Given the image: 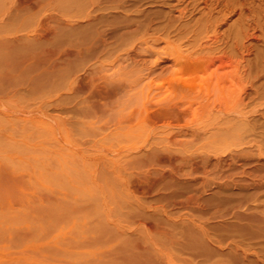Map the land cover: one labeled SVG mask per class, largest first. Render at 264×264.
<instances>
[{"label": "rangeland", "instance_id": "obj_1", "mask_svg": "<svg viewBox=\"0 0 264 264\" xmlns=\"http://www.w3.org/2000/svg\"><path fill=\"white\" fill-rule=\"evenodd\" d=\"M70 1L76 0H0V264L223 261L226 250L208 242L210 259L186 251L182 229L192 224L190 232L199 236L201 225L211 233L226 231L218 183L244 174L231 151L223 155L224 167L214 162L224 149L222 110L232 99L207 94L211 71L186 66L172 54L194 51L196 58L216 51L242 58L233 46L237 29L248 33L239 40L263 47L261 28L238 17L246 1L244 16L263 19L264 0ZM181 8L189 14L180 17ZM171 14L177 18L171 33L158 32L171 41L140 45L139 25L151 21L153 31ZM217 26L220 45L212 36ZM200 40L215 44L201 51L195 48ZM260 49L245 50V62ZM184 81L196 90L185 99L178 92ZM175 103L174 113L159 118ZM205 103L220 110H207ZM154 150L181 157L176 171L158 163ZM110 155L131 158L128 172L105 168L101 159ZM129 175L135 181L124 187L120 178ZM193 192L199 202L186 201Z\"/></svg>", "mask_w": 264, "mask_h": 264}, {"label": "bare ground", "instance_id": "obj_2", "mask_svg": "<svg viewBox=\"0 0 264 264\" xmlns=\"http://www.w3.org/2000/svg\"><path fill=\"white\" fill-rule=\"evenodd\" d=\"M78 1L80 2L81 0H78ZM85 1L88 2L87 0H84V3H85ZM89 1L92 2L91 0H89ZM103 1H105V0H103ZM178 1H185V0H178ZM205 1H208V0H205ZM68 2H69V0H67V3ZM75 2H73V3H75ZM108 2H111V1H108ZM125 2L127 3L128 1H125ZM191 2H193L194 5H196L197 2H199V1L198 0H192ZM77 3L78 2H76V5H77ZM82 3H83V0H82ZM82 3L80 2V5ZM189 3H190V0H189ZM232 3H234V1ZM259 3H263V2L260 1ZM106 4H108V3H106ZM225 4H226V6H228L229 3H225ZM85 5L87 6V4H85ZM89 5H90V3H89ZM114 5H116V4H114ZM186 5H187V3H186ZM243 5H244V7H241V9H240L241 11H239L241 15L238 18L245 17V19L244 18L243 19L244 20L248 19L247 22H250L248 24V26L253 25L254 28H256V27L261 28L260 32H262L261 35L263 36V42L262 41L261 42L264 45V17H263V19L258 18V17L256 19V17H255L256 13L250 14L249 12H248L249 14L247 17H246V15L244 16V14H245L244 10L247 8L246 7V1H244ZM106 7H108V6H106ZM186 7L187 6H185V8ZM223 7L225 8L224 4H223ZM248 7H250V6H248ZM258 7H262L261 4L258 5ZM258 7H254L255 10ZM98 8L101 9L103 7H98ZM175 8H176V6H175ZM185 8L179 9L180 10V17H184L185 15L189 14L185 10ZM104 9H105V7H104ZM253 9H250V10H253ZM261 9H258V10L260 11ZM131 10H132V8H131ZM134 10L137 11L138 9L136 8ZM171 10H172V8H171ZM231 10L238 12V7H233V9H231ZM225 12L227 13V11H224V13ZM253 12H255V11L253 10ZM260 12H262V11H260ZM260 12H258L257 14H259ZM90 13H91V11H90ZM167 13H170V12H167ZM263 14H264V12H263ZM134 15H136V14H134ZM140 16H142L141 13H140ZM104 17H106V16H104ZM260 17H262V16H260ZM93 18H95V17H93ZM169 18L170 19H169L168 23L163 24L162 27H154L153 31H150V29L152 28L151 21L145 23V25H143V23L140 24L139 29L143 30L142 35L139 37V42L141 43L140 45H143L145 48H155L156 43L159 42L161 39L166 40L167 42H170L171 41L170 35H168V37L166 38V37H162L160 34H158V32H160L161 30L165 31L166 29H168L167 34L171 33V31L169 30V28H170L169 26H171V28H172L173 26L171 24H174V23H171V22L176 21L177 18L174 17V15H172V14H171V17L169 15ZM213 20H214V18H213ZM242 22H243V20H242ZM243 23L245 24V22H243ZM241 26H242V24H241ZM243 26H245V25H243ZM201 28H200V30H201ZM217 28H218V26L215 28V32L212 35L215 38L213 40L214 42H217L220 39V37L222 36L220 31ZM234 29H233V31H236V27ZM202 30H203V28H202ZM237 30L238 31L236 32V36H237L238 40H234L235 42L233 43L234 44L233 46L235 47V49L237 48L236 54H238V51H239V53L242 54V58L241 57L237 58V59L233 58L234 57L233 55L235 53L233 55H231L228 52H225L223 55L221 54V56H220V54L215 55L216 53H213V52H216V51H213L210 53H208V52L207 53H203V52L201 53L199 51L200 53L197 54L196 58H194V56H195L193 54L194 51L191 54H187V55L183 52H178V53L173 52V54H172L173 57L176 59V61H179L180 63H183L186 66L194 65L199 70L201 69V70H210L211 71L210 75L213 76V80L211 79L213 85H212V87L210 86L207 88V94H212L214 92H216V94H217V92H222L223 94L228 95V99L229 98L232 99V100L230 99L232 101V103H230L231 101H229V103L226 105V108L224 107L223 110L221 109L224 112L225 116L223 114L222 115L226 118L223 122L224 128H222V126H221V128L223 130H225L223 132V134L221 133L222 134L221 142L224 143V149H222L221 152H217V154H216L217 157H216V160L214 162L216 164H219V165L221 164L224 167V165L226 163L225 162L226 159H225V157H223V155L226 154L227 152L231 151V152H233L231 155V157H232L231 160L235 161L236 165L242 164L243 168H242L241 173H244V174L243 175L240 174L241 176H239V177H241V178H239V177L237 178V176L235 177L233 175L234 173H231V175H227L228 177L226 179H224L218 183V185L222 189V190H220V192H222V193H220V198H221V202L223 203V206H224L223 209H224L225 213L223 215L226 216L225 222H227L226 225L224 224L225 227L223 224L222 225H223V229H226V231L223 230V233H220L217 231H212V233H211L208 228H206L200 224L201 225V227H200L201 231L199 232V234H200V236H199L195 232H190V231H192L191 230L192 224L186 225L187 229H186V226H184V229H182V232L184 233V236L186 238V241L185 242L183 241V243H182V247L186 251H189L192 254H195L196 256H202L203 255L206 259L211 258V252H213V251H211L207 248L208 247L207 245H209L208 243L213 244V248H212L213 250H214V248H216L217 250H220V248H222L223 250H226L225 254L227 257L224 255V252H223V254L221 253L222 255L225 256L223 261L221 260L222 258H220L218 256V258H216V259L213 258L214 260L212 259L211 263L209 262V264H220L221 261H222L221 264H264V46L260 47L258 45V40L256 41V43L252 42V40L249 41V43H248V41H246L247 39L246 40H242V39L239 40L238 36H240L244 32L241 33V32H239V29H237ZM182 31H180V32H182ZM243 31H244V29H243ZM128 34H130V33H128ZM244 34H248V33L245 32ZM252 34H253V37L256 39L262 38L261 36L256 34V32H254ZM133 35H135V34H133ZM178 36H180V35H178ZM199 36L200 35H198V37ZM247 36L244 35L243 37H247ZM182 38H183V36H182ZM195 38H196V40L198 39L197 37H195ZM204 38L206 39V37H204ZM204 38H201V39H204ZM210 38L212 39L213 37L209 36V39ZM229 38H230L229 36H228V38L226 37V42L229 40ZM178 39H179V37H178ZM150 40H153V41L151 42ZM222 40H223V38H222ZM201 41L202 40H200L199 43H196L197 47H195V43H194V46H192V47L193 48L194 47L195 48H201L200 50L202 51L203 48H205L206 46L211 47V44L212 45L215 44V43L213 44V42L210 44L211 41H207V42L205 41L206 43L203 41L201 42ZM224 45H226V43ZM241 46H242V48H240ZM138 47H140V46H138ZM214 47H216V45ZM218 47H220V46H218ZM141 48H143V47L141 46ZM174 48H175V46H174ZM252 48L253 49L254 48H261V49L256 54L255 57H253V58L251 57V58L247 59V62H245L246 57H245L244 51L245 50L250 51V50H252ZM235 49H234V52H235ZM220 59H221V62H220ZM194 86L195 85H192V83L184 81L181 84V86L178 88L179 89L178 92H179L180 97L185 99L189 95L193 94V91L195 90ZM76 90H78V89L76 88ZM200 91H201V89H200ZM226 99H227V97H226ZM204 105L207 106V108H206L207 110L212 109V111H213V110L218 108L217 107L218 105L216 106L215 104L213 107L209 103H205ZM188 106H190V105H188ZM175 107H177V103L170 105L168 108L167 107L164 108L165 110L162 109V111H159L158 112V114H160L159 118H162L161 117L162 115L167 117L168 115L174 113ZM178 108L180 110V105L178 106ZM186 109L189 110V108H187V107L184 108V110H186ZM217 110H220V108ZM157 143H159V142H157ZM234 149H235V151H233ZM157 151H155V150L153 151V155L156 156L157 162L161 163V164H164V162L171 164L172 165L171 170L173 172H175L176 171V167H175L176 160L180 159L181 157H179L177 154H175V152L164 153V152H157ZM254 158L256 159V161H254L256 163L251 164V162L254 160ZM131 160L132 159L128 158V156L114 158V157H111V155H110V157H104L103 159H101V162L103 163V166L105 168L108 167L110 171L111 170L118 171L119 169H121L123 171H127L131 165ZM207 160H210V158ZM240 160H243V161L240 162ZM237 162H240V163H237ZM247 165H249L248 168L244 167ZM164 171H162L161 173L164 174L165 173ZM172 171H170V172H172ZM224 175L226 176V174H224ZM225 176H223V177H225ZM54 178L52 177V179H54ZM59 178L57 176V179H59ZM138 180H140V179H138ZM121 181L125 187V186H130L133 183V181H135V180L132 177H130V175H129V177L128 176H122V178H120V182ZM140 181H142V180H140ZM150 186H151V184H150ZM231 186H232V188L233 187L237 188L236 191L228 192L229 191L228 189L231 188ZM247 188H251V190L248 191ZM238 189H240V191H238ZM244 189L247 191H244ZM182 192L180 193V195L182 194ZM193 193L192 194L188 193L189 195L187 194L188 195V197L186 198L187 202L193 201V203H195L194 201H196L195 199L197 197H195L196 193L195 192H193ZM171 194H172V192H171ZM166 195H167V197L166 196L165 197L168 198V194H166ZM170 196L172 197V195H170ZM174 196H175V194H174ZM176 197H177V195H176ZM198 199H199V197L197 198V200ZM182 200H183V198H182ZM186 201H184V202H186ZM199 201L200 200H198V202ZM216 201H217V199H216ZM212 228L215 229L216 227H212ZM184 230H185V232H184ZM180 241H181V239H180ZM179 244H181V243H179ZM213 254H216V253H212V255Z\"/></svg>", "mask_w": 264, "mask_h": 264}]
</instances>
